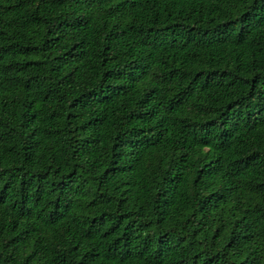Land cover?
Listing matches in <instances>:
<instances>
[{"label":"trees","instance_id":"trees-1","mask_svg":"<svg viewBox=\"0 0 264 264\" xmlns=\"http://www.w3.org/2000/svg\"><path fill=\"white\" fill-rule=\"evenodd\" d=\"M0 264H264V0H0Z\"/></svg>","mask_w":264,"mask_h":264}]
</instances>
